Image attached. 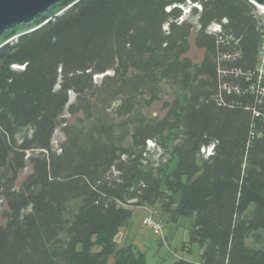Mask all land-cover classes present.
Listing matches in <instances>:
<instances>
[{
    "label": "trees",
    "instance_id": "1",
    "mask_svg": "<svg viewBox=\"0 0 264 264\" xmlns=\"http://www.w3.org/2000/svg\"><path fill=\"white\" fill-rule=\"evenodd\" d=\"M188 2L201 6L192 8L195 23L181 8ZM255 12L248 0H83L2 47L0 264H107L111 256L145 264L134 245L117 249L115 239L134 208L154 206L171 221L193 219L199 264H264ZM213 24L233 41L220 43L207 31ZM194 31L205 52L199 64L187 56ZM165 88L174 96L166 116L149 118ZM66 111L86 123L63 129L57 153ZM24 129L31 135L20 140ZM150 142L163 150L158 162L148 158ZM28 164L32 173L16 189Z\"/></svg>",
    "mask_w": 264,
    "mask_h": 264
},
{
    "label": "rangeland",
    "instance_id": "2",
    "mask_svg": "<svg viewBox=\"0 0 264 264\" xmlns=\"http://www.w3.org/2000/svg\"><path fill=\"white\" fill-rule=\"evenodd\" d=\"M187 13V12H186ZM186 18L191 19L194 23L196 18L192 17V10L187 13ZM196 31V30H195ZM195 31L190 38V50L187 56L196 64L202 62L205 52L195 46L194 36ZM102 76L96 78L99 84ZM172 92L165 88L159 101L154 103L146 110L149 118L163 119L168 112V104L173 101ZM71 103L75 102V94L70 93ZM86 123L85 116L82 112L70 113L65 112L62 124L58 127L53 138V151L59 153L61 144L65 141L63 129L66 126H81ZM31 135L30 129H24L19 132L20 140L25 135ZM148 158L158 162L163 157V150L153 142L148 146ZM39 152H36L38 154ZM207 153V150L205 152ZM32 173V166H28L21 171L16 182V189H19L23 181ZM253 205L250 209L253 210ZM5 203L0 204V214L5 210ZM133 215L128 225L121 228L115 242L117 249L123 248L127 244L134 245L140 251L144 258L145 264H175L177 261L184 259L196 264L200 261L199 246L197 244H189L190 233L193 227L192 218H179L176 221H171L169 217L163 214L158 206L149 207L147 210L143 208H134ZM145 216H152L154 220L163 226L162 234H155L153 230L143 226ZM5 219L2 220L4 224ZM249 243L253 245L252 240ZM98 247L94 248L97 251ZM115 257L111 256L107 264H114Z\"/></svg>",
    "mask_w": 264,
    "mask_h": 264
},
{
    "label": "water",
    "instance_id": "3",
    "mask_svg": "<svg viewBox=\"0 0 264 264\" xmlns=\"http://www.w3.org/2000/svg\"><path fill=\"white\" fill-rule=\"evenodd\" d=\"M82 1L0 0V49L56 20ZM248 1L264 7V0ZM193 7L190 2L181 6L185 17Z\"/></svg>",
    "mask_w": 264,
    "mask_h": 264
},
{
    "label": "built area",
    "instance_id": "4",
    "mask_svg": "<svg viewBox=\"0 0 264 264\" xmlns=\"http://www.w3.org/2000/svg\"><path fill=\"white\" fill-rule=\"evenodd\" d=\"M198 7L199 9H201L200 5H193ZM256 6V17L258 19V23H259V29H260V33H261V45H260V50H259V66H258V71L260 73V75L264 74V7L259 6V5H255ZM209 33L211 34H215V35H219V42L220 43H224L226 41H233V37L228 36V37H223L222 33H223V27L221 24H213L211 25L208 30ZM232 56L231 55H223L222 56V60H229L231 59ZM220 73H225L222 69L219 70ZM230 73L232 74H236L237 76H242L244 75V72L241 70H236V71H231ZM222 90L227 92V93H232L233 91L238 92L237 87H232L231 85L227 84V83H223V85L221 86ZM261 92H264V89H262ZM256 116H259V113H255ZM212 147L208 150V153L210 154L212 151ZM143 226L146 228H149L151 230L154 231L155 234H162L163 231V226L156 222L154 220V218L152 216H147L143 219Z\"/></svg>",
    "mask_w": 264,
    "mask_h": 264
},
{
    "label": "crops",
    "instance_id": "5",
    "mask_svg": "<svg viewBox=\"0 0 264 264\" xmlns=\"http://www.w3.org/2000/svg\"><path fill=\"white\" fill-rule=\"evenodd\" d=\"M138 208H143V209H145V210H147L149 207H138ZM134 211V210H133ZM146 217V216H145ZM253 242V241H252ZM247 243H248V245L249 246H252V244H250L249 243V240L247 241ZM200 250V249H199ZM199 254H201V250L199 251ZM200 263V261L199 262H197L196 264H199Z\"/></svg>",
    "mask_w": 264,
    "mask_h": 264
}]
</instances>
